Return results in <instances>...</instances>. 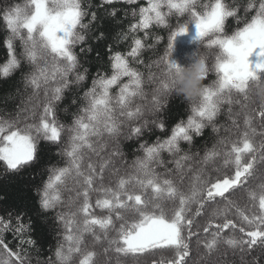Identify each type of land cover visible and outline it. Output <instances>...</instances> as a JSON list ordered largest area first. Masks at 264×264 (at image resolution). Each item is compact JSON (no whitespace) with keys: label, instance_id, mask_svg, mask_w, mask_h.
I'll return each mask as SVG.
<instances>
[{"label":"snow or ice","instance_id":"obj_1","mask_svg":"<svg viewBox=\"0 0 264 264\" xmlns=\"http://www.w3.org/2000/svg\"><path fill=\"white\" fill-rule=\"evenodd\" d=\"M116 3L135 5L138 0H101L98 7ZM90 8L84 0H26L0 13L8 32L3 42L7 59L0 65V76L8 77L26 64L25 88L31 89L16 117H0V162L7 171L19 172L38 159L40 141L61 145L62 133L67 132L60 149L66 164L52 170L38 193L41 209L53 212L65 231L63 243L45 258V264H73L74 257L78 264H101L98 255L108 264L109 253L130 258L133 264L144 259L160 264L156 258L164 252L172 253L168 264H223L229 250L235 257L229 264H264V183L258 186L259 195L249 186L258 171L264 175V140L257 147L247 130L242 132V146L236 141L229 144L227 135L220 136L221 131L231 134L240 128L234 103L250 108L264 122V0H245L242 5L236 0H145L131 9V15L138 17L129 26V32L137 34L132 47L127 54L108 48L112 74H97L83 93L86 104L65 129L55 119L56 105L67 89L87 79L76 46L86 39L82 30L97 21ZM109 14L116 17L117 9L111 8ZM156 28L166 29L167 36L158 35L153 43L151 30ZM152 49L157 58L147 62L143 53ZM130 58L144 71L132 67ZM154 66L158 74L151 71ZM212 73L216 79L210 81ZM176 98L192 105L194 117L175 125L165 139L141 144L143 156L134 162L135 171L121 175L115 162L124 155L122 140L142 138L151 130L149 125L164 131L160 114ZM222 109L229 127L222 128L217 121ZM20 113L25 114L22 127ZM251 123L252 117L246 116L244 125ZM205 128L217 134L224 150L213 145L198 163L207 166L219 161L222 167L207 173L198 168L185 190L182 162L198 157L189 155L186 147L195 136H203ZM90 152L99 163L92 161ZM164 152L171 160L163 158ZM243 154L248 158L242 162ZM169 162L174 168H167ZM230 165L233 173L213 178L211 172L220 173ZM156 167L165 170L163 178ZM112 176L115 182L109 179ZM68 179L80 198L77 210L70 213L62 210L59 195L60 185L68 187ZM94 192L100 195L93 202ZM239 192L258 200L259 211L250 216L240 210L234 199ZM232 206L237 208L239 224L228 217ZM97 210L103 215H97ZM221 215L223 223L214 222ZM200 217L207 222L197 227ZM229 229L233 234L221 236ZM30 231L20 212L0 215V264H33L35 241ZM236 231L242 234L240 239ZM201 232L211 240L202 244ZM7 235L15 243L9 244ZM89 238L93 245H102L100 253L88 248ZM221 243L226 245L223 252Z\"/></svg>","mask_w":264,"mask_h":264},{"label":"trees","instance_id":"obj_2","mask_svg":"<svg viewBox=\"0 0 264 264\" xmlns=\"http://www.w3.org/2000/svg\"><path fill=\"white\" fill-rule=\"evenodd\" d=\"M101 0H84V3L90 5L91 11H95L97 14V21L94 25H90L89 28L83 29V33L86 37L83 44L76 46V51L79 57V63L81 70L86 69L87 79L79 85H73L67 89L64 93V98L61 102L56 105V116L55 119L59 124H63L65 129L72 124L73 119L79 113V109L84 107L86 101L84 99L83 93L91 86L92 80L97 77V74L108 75L112 74V69L110 66L108 48L111 47L114 52H121L127 54L132 47V37L137 35L136 33L129 32V26L136 22L138 17H133L131 15V9L139 8L145 4V0H138L135 5H128L125 3H116L114 5H105L103 8L98 7ZM238 4H244L245 0H236ZM26 0H0V13H3L9 6L12 5H24ZM117 9V16L113 17L109 14L111 8ZM232 28L235 25L230 21ZM103 33L100 37L99 33ZM127 34V35H126ZM8 35L6 26L2 19H0V65H3L7 59V52L3 45L5 37ZM152 42L155 43L154 38L158 35L167 36V30L162 28H156L151 30ZM17 43L18 53L22 51L19 46V41ZM81 47L90 48L91 51L80 52ZM157 48L162 50V46L158 45ZM202 51H205L202 49ZM143 58L147 62H151L156 59V49L147 50L143 53ZM130 65L141 71H144L143 65H139L134 59L130 58ZM28 65H22L21 69H17L10 76L3 77L0 76V117L5 119H11L16 117L19 111V106L22 100L27 99L31 94V89L25 88L24 75L25 70ZM153 73H159V69L155 66L151 69ZM126 79V78H125ZM216 79L215 73H212L209 80ZM113 92L116 89L112 90ZM235 94L233 99L235 100ZM75 101V103L73 102ZM33 102H36V98H33ZM137 103H141L137 101ZM226 107V106H225ZM233 113L238 115V123L240 128L238 130H233L231 134L221 131L220 136H228L229 144L236 141L242 146V132L247 130L249 136L256 142L258 147L259 142L264 140V122H261L255 112L251 109H244L237 104L232 105ZM24 113H20L19 119L21 121V127L25 123L23 117ZM246 116L252 117L251 126H245L244 120ZM194 113L192 112V105L183 99H171L167 103V106L160 114V119L165 125L164 131L154 125H149L151 130L145 131L142 138L137 139L135 137L127 140H122L121 149L124 155L119 158L115 163L116 166L120 168V174H132L135 169L133 164L136 159L143 156V149L140 147L141 144L151 145L157 142V139L163 140L171 135V132L175 125L181 122H186L189 118H193ZM218 123L223 127H229V121L227 119V114L223 112L217 118ZM255 129V133H253ZM67 132L62 133V143L61 145L52 144L47 141H40V150L38 152V159L30 166L25 167L19 172H9L6 170L3 162H0V215H5L6 212L11 211L14 215L17 212L23 214L25 221L31 225L30 235L35 241V251L31 252L33 258V264L39 259L41 264H45V258L53 255L54 251L59 244L63 243L65 231L63 226L56 220L55 214L53 212H45L40 207V197L39 191L43 189L44 184L48 180L50 175H53V169H57L65 166L67 158L60 154V149L64 146V141L66 140ZM216 145L217 150H224L223 146L219 145L217 134L213 133L211 128H205L203 136H195L193 143L190 147H186V151L189 155L198 154L197 160L182 162L185 164V168L181 171V174L185 175L184 185L185 190H188L192 184V176L195 174L196 170L199 168L201 171H211L214 167H222L220 162L217 164H209L207 166H201L198 163L199 158H201L208 148ZM91 156L94 163H99V159L94 153H88ZM103 155V153H101ZM259 156V151L257 152ZM165 160H171V157L167 152L162 153ZM248 158V154H243V160ZM123 161V163H121ZM167 168H174V164L169 162ZM155 171L164 177L165 170L163 168L156 167ZM234 172V165L223 167L222 172L216 173L211 172L213 178L216 175L231 174ZM106 177L108 173H105ZM170 178H178L171 177ZM113 182L116 180V176L109 177ZM261 183H264V175L258 171L257 176L249 181V186L251 189L255 190L257 195L261 193V189L258 187ZM68 187L73 188V191H69L68 187L63 184L59 187V195L61 200L64 202L62 210L66 213L75 212L80 204V198L76 196L75 186L72 184V180H67ZM204 187V185H200ZM98 193H92V201L94 202L97 198ZM236 204L240 210L244 211L247 215H252L254 212H258V200L252 201L250 195L246 192H239L237 196L234 197ZM194 209L195 204L191 205ZM61 210L58 208V211ZM97 215H103L99 210L96 211ZM228 217L233 219L238 224L240 223V218L237 213L236 206L228 208ZM209 219H213L209 217ZM204 217L197 218V227L206 224ZM214 222L223 223V216L214 218ZM247 229V225H244ZM214 231V229H213ZM233 234V230L229 229L226 232H222L221 236H228ZM115 235V233H112ZM237 239H240L242 234L236 231L234 233ZM9 244L15 243V239L11 235L6 236ZM195 239V237L193 238ZM205 240L210 241L211 236L205 235L201 232V243H205ZM88 248L90 250L94 249L97 253L101 252V244L93 245L90 238L87 240ZM221 251H225L226 245L220 244ZM203 251V248H201ZM215 258V257H214ZM97 259L104 262V257L101 255L97 256ZM160 264H168L172 259L171 252H164L160 254L157 258ZM235 257L229 254L227 259L223 261V264H229L233 261ZM133 264L130 258L118 257L115 253L108 254V264ZM73 264H78V261L74 257ZM141 264H148V260H141Z\"/></svg>","mask_w":264,"mask_h":264}]
</instances>
